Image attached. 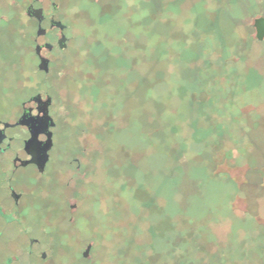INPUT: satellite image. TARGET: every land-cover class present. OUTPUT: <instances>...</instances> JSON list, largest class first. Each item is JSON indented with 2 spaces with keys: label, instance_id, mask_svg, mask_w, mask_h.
I'll return each mask as SVG.
<instances>
[{
  "label": "rangeland",
  "instance_id": "374dc122",
  "mask_svg": "<svg viewBox=\"0 0 264 264\" xmlns=\"http://www.w3.org/2000/svg\"><path fill=\"white\" fill-rule=\"evenodd\" d=\"M31 2L0 0L19 32ZM55 2L69 40L48 81L11 67L31 56L5 35L0 74L10 101L53 99L75 247L92 237L94 264H264V0Z\"/></svg>",
  "mask_w": 264,
  "mask_h": 264
},
{
  "label": "flooded vegetation",
  "instance_id": "af4514ba",
  "mask_svg": "<svg viewBox=\"0 0 264 264\" xmlns=\"http://www.w3.org/2000/svg\"><path fill=\"white\" fill-rule=\"evenodd\" d=\"M59 7L55 0H32L24 9L28 21L24 27L29 31L19 32L15 9L3 11L0 5V42L4 35L10 36L15 45L22 44L21 51H29L31 56L24 63L11 57V67L16 64L33 69L35 60L37 73L48 81L50 55L55 50L65 51L69 40L68 27L57 15ZM33 11L40 13L33 16ZM60 39H64V49L58 46ZM47 45L51 49L45 48ZM40 58L47 60V72L39 69ZM11 92L0 74V264H94L92 237L86 238L82 248H76V235L70 230L82 219L76 213L78 206L68 204L67 211L65 203L60 208L56 202L57 178L63 170L59 159H55L60 151L51 111L53 99L36 91L23 94L19 101H10ZM72 162L78 169V160Z\"/></svg>",
  "mask_w": 264,
  "mask_h": 264
},
{
  "label": "water",
  "instance_id": "95a60500",
  "mask_svg": "<svg viewBox=\"0 0 264 264\" xmlns=\"http://www.w3.org/2000/svg\"><path fill=\"white\" fill-rule=\"evenodd\" d=\"M39 13H40V11H33L32 15L33 16H38ZM52 25H55V26L59 27L60 29L64 28L63 26H61L60 23H52ZM252 26H253V28L255 30V38H256V40L257 41H263V39H264V17L254 19ZM38 34H40V31L38 32ZM63 42H64V39H60L58 41V46H59L60 49H64L65 48V45H62ZM45 48L51 49V46L47 45ZM38 50L39 49L36 48V53H38ZM39 69L43 70L44 72H47V70H48V68H47V60L40 58ZM49 102H50V100L48 99L46 105H48ZM45 115H46V111H45ZM46 118H48V117L46 116Z\"/></svg>",
  "mask_w": 264,
  "mask_h": 264
}]
</instances>
